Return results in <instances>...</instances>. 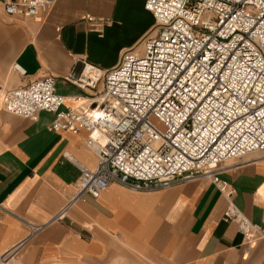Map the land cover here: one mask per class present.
<instances>
[{"label":"crops","instance_id":"1","mask_svg":"<svg viewBox=\"0 0 264 264\" xmlns=\"http://www.w3.org/2000/svg\"><path fill=\"white\" fill-rule=\"evenodd\" d=\"M143 4L55 0L21 18L6 16L0 0V89L52 76L65 107L79 105L68 98L92 99L121 55L141 50L150 23ZM88 17L110 25L99 36ZM80 61L83 80L72 76ZM53 119L13 116L0 99V264H264V241L247 244L236 224L222 221L228 203L203 179L153 192L111 184L97 199L82 195L59 218L76 193L77 165L94 169L98 159L85 132L49 131ZM221 168L233 204L264 232V154Z\"/></svg>","mask_w":264,"mask_h":264},{"label":"built area","instance_id":"2","mask_svg":"<svg viewBox=\"0 0 264 264\" xmlns=\"http://www.w3.org/2000/svg\"><path fill=\"white\" fill-rule=\"evenodd\" d=\"M54 2L4 0L3 12L31 18ZM143 7L155 31L103 75L101 93L68 98L79 105L65 107L46 76L4 91V112L32 122L50 113L49 131L86 133L98 163L77 165L76 193L59 218L82 195L97 199L111 184L153 192L203 179L228 203L222 221L236 224L247 244L264 241L220 177L222 164L264 154V0H144ZM87 22L99 36L110 25Z\"/></svg>","mask_w":264,"mask_h":264},{"label":"rangeland","instance_id":"3","mask_svg":"<svg viewBox=\"0 0 264 264\" xmlns=\"http://www.w3.org/2000/svg\"><path fill=\"white\" fill-rule=\"evenodd\" d=\"M144 12H146V11H144ZM146 13L149 15L150 23H149V26H148L147 30H145V31L142 32V40L145 37L151 35L155 31V21L153 19V16L150 13H148V12H146ZM0 90L2 91V93L5 91L4 89H0ZM255 155H262V153L261 154L260 153H257ZM226 163H230V162H226ZM16 261H19L20 262V260L18 258H15L14 261H12V263H9V264H15Z\"/></svg>","mask_w":264,"mask_h":264},{"label":"water","instance_id":"4","mask_svg":"<svg viewBox=\"0 0 264 264\" xmlns=\"http://www.w3.org/2000/svg\"><path fill=\"white\" fill-rule=\"evenodd\" d=\"M85 68L86 67H85V63L84 62H81V61L78 62L77 65H76V68H75V72L72 75L73 78L79 79L82 76L83 71H84ZM83 78L84 77L82 76V80H83Z\"/></svg>","mask_w":264,"mask_h":264},{"label":"bare ground","instance_id":"5","mask_svg":"<svg viewBox=\"0 0 264 264\" xmlns=\"http://www.w3.org/2000/svg\"><path fill=\"white\" fill-rule=\"evenodd\" d=\"M84 72V71H83ZM86 72H84V74H85ZM86 77V76H85Z\"/></svg>","mask_w":264,"mask_h":264}]
</instances>
